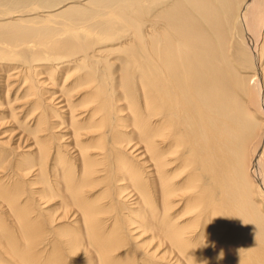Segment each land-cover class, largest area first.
I'll return each instance as SVG.
<instances>
[{
    "label": "bare ground",
    "instance_id": "1",
    "mask_svg": "<svg viewBox=\"0 0 264 264\" xmlns=\"http://www.w3.org/2000/svg\"><path fill=\"white\" fill-rule=\"evenodd\" d=\"M116 1L0 0V264H264V0Z\"/></svg>",
    "mask_w": 264,
    "mask_h": 264
},
{
    "label": "rangeland",
    "instance_id": "2",
    "mask_svg": "<svg viewBox=\"0 0 264 264\" xmlns=\"http://www.w3.org/2000/svg\"><path fill=\"white\" fill-rule=\"evenodd\" d=\"M240 0H236V2H239ZM78 3V2H77ZM144 3V7L142 8L140 6V4L137 3L136 0H130V1H116L114 2V4L112 5L114 9H121L123 7H127L129 10H133L134 12H138L141 13V8L142 10H147L146 12H149L152 14V12L156 9L153 8V0H143ZM145 12V13H146ZM131 13V12H130ZM102 177V175H99V178ZM108 198V195L106 196V198L103 200L105 201ZM102 201V202H103ZM60 224L56 223L55 226L58 227ZM52 235H50L51 238Z\"/></svg>",
    "mask_w": 264,
    "mask_h": 264
},
{
    "label": "clouds",
    "instance_id": "3",
    "mask_svg": "<svg viewBox=\"0 0 264 264\" xmlns=\"http://www.w3.org/2000/svg\"><path fill=\"white\" fill-rule=\"evenodd\" d=\"M206 246V245H205ZM217 259L219 260V259H223V252H221L220 254H219V256L217 257Z\"/></svg>",
    "mask_w": 264,
    "mask_h": 264
}]
</instances>
